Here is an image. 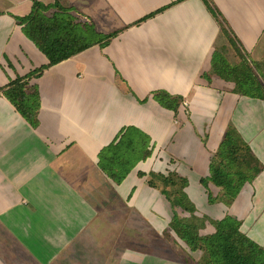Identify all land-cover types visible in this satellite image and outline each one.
<instances>
[{"label":"crops","instance_id":"1","mask_svg":"<svg viewBox=\"0 0 264 264\" xmlns=\"http://www.w3.org/2000/svg\"><path fill=\"white\" fill-rule=\"evenodd\" d=\"M33 1L56 0H0V67L11 74L0 89L47 63L15 20ZM57 1L115 35L30 80L39 92L35 127L0 92V264H193L198 251L169 226L170 202L138 176L146 167L172 169L198 215L236 218L264 250V100L233 92L212 71L215 57L244 61L264 84V0ZM157 91L182 97L176 115L152 98ZM230 125L261 172L240 200L210 204L200 180ZM127 127L162 146V163L138 162L117 185L98 154Z\"/></svg>","mask_w":264,"mask_h":264},{"label":"trees","instance_id":"2","mask_svg":"<svg viewBox=\"0 0 264 264\" xmlns=\"http://www.w3.org/2000/svg\"><path fill=\"white\" fill-rule=\"evenodd\" d=\"M207 5L215 15L216 12ZM51 10L55 11L53 16H47L46 13ZM70 11L71 8L62 6L57 0L50 4L33 1L26 16L15 17L26 38L45 56L47 63L10 80L0 92L32 127L37 124L39 95L36 87L29 85L30 80L92 46H106L115 35L97 33L91 24H74L72 18L66 16ZM212 67L216 76L234 84L233 92L264 100V84L244 61L232 66L225 59L215 57L212 58ZM205 77L209 80L208 75ZM152 98L175 115L182 101L181 96H171L164 91L154 92ZM149 143L147 135L134 127H127L120 132L119 137L101 149L98 166L114 184L119 185L138 162L150 158L152 151L148 149ZM240 144L250 151L236 129L228 126L211 157L213 161L209 164L208 176L200 180L210 204L230 205L242 187L246 184L252 186L261 172V165L254 156L257 164L253 171L246 172L242 167V156L245 155ZM241 151L242 155L239 154ZM218 162L223 168L217 166ZM147 184L164 195L170 202L172 212L175 206L179 208L183 218L173 212L169 226L191 252H203L201 264H264V250L241 232V223L236 218L225 215L216 220L198 215L196 206L183 191L186 180L173 173L164 175L150 172ZM213 187L218 189L215 194L220 197L219 200L212 192ZM206 226H210L212 231L201 233Z\"/></svg>","mask_w":264,"mask_h":264},{"label":"rangeland","instance_id":"3","mask_svg":"<svg viewBox=\"0 0 264 264\" xmlns=\"http://www.w3.org/2000/svg\"><path fill=\"white\" fill-rule=\"evenodd\" d=\"M60 3V2H59ZM62 3H64L65 5H64V7H66V8H71V11H70V13H67V15L66 16H70L71 18H72V21L71 22H75L74 24H80V25H83V24H90V23H88V22H95L94 20H93V18H92V16L91 15H87V14H85V13H78V12H75V11H73L74 9L72 8V7H70L71 5H70V3H68V2H62ZM106 3V2H105ZM99 10V9H98ZM53 12H55V11H53V10H51V11H49L48 13H46V15L47 16H50V17H52L53 15H52V13ZM70 14V15H69ZM87 17H86V16ZM88 20V21H87ZM98 29H100L99 28V26L97 27ZM96 28V31L97 32H100V30H98ZM23 33V32H22ZM23 35H24V33H23ZM25 36V35H24ZM26 37V36H25ZM28 45H30L33 49H35L36 47H34V45H32L29 41H28ZM140 45V44H139ZM147 43H145L144 44V48H146L147 49ZM37 48L34 50V52H36L35 54H38L37 56H39L38 58H41L40 60H43V62H45V59H42L43 57L41 56V54L40 53H38L37 51ZM32 56H33V54H32ZM35 61H36V58L34 59ZM6 62V61H5ZM6 63H8V62H6ZM8 66L11 68V72H13L14 71V69H13V67H12V65L10 64V63H8ZM8 71V70H7ZM7 71L6 72H4L3 71V67H0V81H6V80H9V77H10V73H7ZM39 78V77H38ZM45 78H47V77H45ZM37 78H32L31 79V83L33 84L34 83V80H36ZM38 85V84H37ZM35 86V85H34ZM36 87V89H37V92H38V88H37V86H35ZM174 89V84H172V88H171V90H173ZM39 93V92H38ZM0 95H1V93H0ZM2 96V95H1ZM147 99L145 98V100H143V101H139V103H144L145 101H146ZM118 103H120V102H118ZM116 104H117V102L115 103V104H113L112 103V106L114 107V109L116 108ZM179 109H180V107H179ZM175 123H176V121L174 122H172V125H174V126H179V125H175ZM152 144V142L150 141V143H149V146H148V149L149 150H151L152 151V153H151V156H150V162H151V160H152V162L153 163H155V162H158V163H162V159H161V156H159L158 155V153L163 149L162 148V146H157V144L154 146V145H151ZM241 145V144H240ZM241 146H243V145H241ZM244 148L246 149V151L244 150ZM241 150L243 151V153H244V155L245 156H242V161L243 162H241V165H242V167H244V169L246 170V172H249V171H253L254 170V168L256 167V162H255V160L253 159V155H252V152H251V150L249 151V150H247V148L245 147V146H243L242 148H241ZM242 151L239 153L240 155H242ZM155 154V156H153ZM161 155V154H160ZM249 161L247 164H245L244 162H246V161ZM213 160L212 159H210V162H212ZM140 162H143V161H140ZM145 163H147L146 161H144ZM157 164V163H156ZM155 164V165H156ZM210 164V163H209ZM150 165V164H149ZM161 165V164H160ZM153 166V165H152ZM167 166H169V167H171L170 165H167ZM217 166H219V167H221V168H223V165L221 164V163H219L218 162V164H217ZM151 167V166H150ZM172 168V167H171ZM145 169H148V171H147V173H146V171H145V173H143L144 175L143 176H140V175H138L140 178H142V177H145V182H147V180H148V175H149V167L147 168H145ZM152 170V167H151V169H150V171ZM170 170H172V169H167L163 174L164 175H167V174H169V173H172V172H170ZM168 172V173H167ZM138 173H142V172H140V171H138ZM173 174H174V172H173ZM147 177V178H146ZM212 186V185H211ZM247 187L248 188H250V186L247 184ZM213 191H217L216 190V188H214L213 187ZM218 192V191H217ZM159 196V195H158ZM214 196H215V198H217L218 200H219V196L217 195V194H214ZM245 196V194H242V191H240L239 193H238V195L236 196V199H239L240 200V197H244ZM162 200V199H161ZM235 200V199H234ZM159 204H161V201H160V203ZM173 212L174 213H176L177 214V216H181L182 214L180 213V210H179V208L178 207H174L173 208ZM135 233H137V232H135ZM141 233V232H140ZM145 239H143L142 238V240H141V242H142V244H144L143 243V241H144ZM148 240V239H147ZM146 240V241H147ZM149 241V240H148ZM166 248L165 247H163L161 250H159L160 252H162L163 253V251L165 250ZM168 251V250H167ZM196 254H194V259H193V261L194 260H196V262L194 261L193 262V264H201V259L203 258V252H201V251H198V252H195ZM180 257H182V255H181V252H175L174 253V255H172V258H174V259H178V258H180ZM198 260V261H197Z\"/></svg>","mask_w":264,"mask_h":264}]
</instances>
